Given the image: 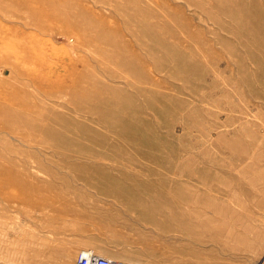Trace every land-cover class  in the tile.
I'll return each instance as SVG.
<instances>
[{
	"label": "rangeland",
	"instance_id": "obj_1",
	"mask_svg": "<svg viewBox=\"0 0 264 264\" xmlns=\"http://www.w3.org/2000/svg\"><path fill=\"white\" fill-rule=\"evenodd\" d=\"M102 244L264 264V0H0V264Z\"/></svg>",
	"mask_w": 264,
	"mask_h": 264
},
{
	"label": "built area",
	"instance_id": "obj_2",
	"mask_svg": "<svg viewBox=\"0 0 264 264\" xmlns=\"http://www.w3.org/2000/svg\"><path fill=\"white\" fill-rule=\"evenodd\" d=\"M75 264H136V263L102 257L90 249H83L79 252Z\"/></svg>",
	"mask_w": 264,
	"mask_h": 264
},
{
	"label": "crops",
	"instance_id": "obj_3",
	"mask_svg": "<svg viewBox=\"0 0 264 264\" xmlns=\"http://www.w3.org/2000/svg\"><path fill=\"white\" fill-rule=\"evenodd\" d=\"M103 243L105 242L104 238L102 239ZM93 251L102 256V257H106V258H125L127 257L126 255H118L117 251L114 249V247L112 246H108L106 244H102L99 246H95L93 248Z\"/></svg>",
	"mask_w": 264,
	"mask_h": 264
}]
</instances>
